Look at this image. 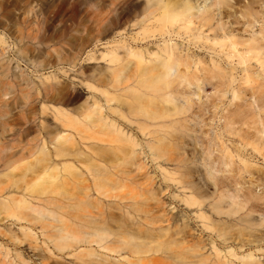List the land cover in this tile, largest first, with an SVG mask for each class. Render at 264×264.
I'll use <instances>...</instances> for the list:
<instances>
[{
	"label": "bare ground",
	"instance_id": "bare-ground-1",
	"mask_svg": "<svg viewBox=\"0 0 264 264\" xmlns=\"http://www.w3.org/2000/svg\"><path fill=\"white\" fill-rule=\"evenodd\" d=\"M258 1L56 4V12L66 10V33L73 29L76 7L88 14L80 47L91 43L92 32L98 34L95 41L105 33L112 37L97 55L85 53L86 60L104 66L81 82L94 96L79 105L53 74L39 76L35 85L8 65L0 67V195L10 187L19 191L0 199V215L38 223L43 237L38 243L30 227L18 234L8 230V240L26 248H15L19 264H264V117L257 112H264L258 104L264 78L247 109L233 104L244 100L235 83L258 80L251 61L264 70V0L255 9ZM5 2L0 0L2 11ZM156 38L154 48L146 46ZM56 43L45 45L44 54L59 60ZM190 47L211 50L217 58L202 60ZM207 82L215 95L201 100ZM227 93L231 99L223 107ZM32 95L43 101L38 115L46 114L54 126H22ZM206 112L218 115L213 138L197 135ZM240 121L245 127L235 129ZM224 133L233 140H224ZM143 159L154 164L158 181L141 172ZM194 168L200 169L198 178ZM172 203L181 208L174 212ZM237 223L263 232L230 239L227 230Z\"/></svg>",
	"mask_w": 264,
	"mask_h": 264
},
{
	"label": "rangeland",
	"instance_id": "rangeland-1",
	"mask_svg": "<svg viewBox=\"0 0 264 264\" xmlns=\"http://www.w3.org/2000/svg\"><path fill=\"white\" fill-rule=\"evenodd\" d=\"M2 1V0H1ZM4 7L6 9L4 11L0 10V37H2L4 43H0V67L9 66V71L11 73H21L27 80H30L33 84L37 85L39 84V76H45L48 74H53L55 76V80L59 83L65 85L72 93L71 96H74L73 105H79L80 103L84 102V100L87 98L89 100L92 99V96H94V93L89 90H86L83 88L82 81L84 80L86 75H89L93 68L95 67H101L104 66V62L102 61H90L86 60L85 53H87L89 50L93 52V54H98L103 47L105 46V41L109 40L112 35L111 34H102L100 37L102 38L100 41H95L97 39L96 32H92L89 34V38L93 39L89 43V41L85 40L83 43L85 44V47H80L81 42L78 39V37L81 34H84L86 26H88L89 23V16L86 13L84 9H81L79 7H76L74 12V24L72 25L73 29L70 31V33H66L64 30L65 27H67V20H66V10L62 9L60 12H56V9L58 6H56L57 3L60 2V0H5ZM245 1V0H244ZM263 1V0H259ZM259 1L254 5L255 9H257V6L259 4ZM8 2V3H7ZM232 2V1H231ZM242 4V1H241ZM58 5V4H57ZM235 15L238 16V12L235 13ZM236 27L239 29L241 28V24L236 25ZM258 24H254L253 29H257ZM81 31V32H80ZM81 33V34H79ZM33 35H36V37L39 40L48 41L43 43L42 45L37 44L36 39H32ZM70 35L73 36L72 40L70 41L69 37ZM117 38V37H115ZM56 41L57 43L53 45V47L60 48L62 52L60 53V59L57 60L54 55H51L50 57H46L44 54L45 50H48L49 47L45 46L48 43L51 44V40ZM172 41H176L178 43L185 44V40L182 38H172ZM159 38L155 39H149L147 41V47L154 48V43H158ZM18 48L20 51H24L25 53L21 55L18 54ZM21 48V49H20ZM24 48V49H22ZM83 51V52H82ZM192 51L194 56L201 58L202 60H209L210 57L213 59L217 58V55L214 54L211 50L208 49H202V48H193L190 47L189 52ZM17 52V53H16ZM90 52V53H91ZM37 54L40 55L39 58L37 57ZM24 55V57L22 56ZM21 56V57H20ZM33 60L35 62V66L32 65L27 60ZM23 58V59H22ZM68 58H73L69 61H67ZM42 60V61H40ZM222 66L225 68L229 67V65L226 64L225 60L221 61ZM232 64L235 65V61L232 62ZM252 65V71L254 75H258V80L256 82H247L242 83L241 81L234 84L236 88H239V93L243 97V101L241 100H233V104H238L240 109L248 108V102L250 101L249 97L252 91H255L257 95L261 93L260 90L257 89V85L259 82L263 81L264 78V70H261V67L255 64L253 61H251ZM17 66V67H16ZM5 69V68H4ZM238 71L233 72V75H237ZM202 86V91L200 92L201 100H204L205 97H209L214 94V86L207 82ZM98 95V94H96ZM196 97H193L195 99ZM231 99V94L227 93L222 98L224 106H227L228 101ZM43 101L40 99V96L36 97L32 95L29 99V104L31 107V113L27 116L25 120L28 121L27 124H22L23 127L27 126L31 129H37L39 127V122L42 121L44 124L47 125V127L54 126V122L45 114V115H38L40 112V106ZM233 104L231 106H228L227 109L229 110V113L233 111ZM259 106H264V100L259 99L258 101ZM45 105H54L59 106V104H56L55 102H45ZM193 111L197 110V107H193ZM262 110V109H261ZM211 111V110H210ZM218 113H220L221 109L216 110ZM257 112L261 115V117H264V112L259 111L257 109ZM218 115L211 114L210 112H206L205 115L201 117L200 124L196 128L197 135L204 136L203 132L209 136V138H213L212 131H218L217 130V117ZM10 119V117H7ZM254 116L252 119L254 120ZM213 119V120H210ZM58 125V124H57ZM249 126H254L252 121H249ZM235 129H241V121L239 124H236ZM226 135H228L226 133ZM229 136V135H228ZM228 136H225L223 139L225 140ZM229 139L232 141L233 137L230 135ZM214 143V140L212 141ZM217 145V142H215ZM229 143V142H226ZM48 149H50V146L48 144ZM189 152V150H188ZM145 163H147L144 170H142V173L149 172L150 175L154 178L155 181L159 180L158 172L155 169L154 164H150V162L147 159H143ZM196 169V172L194 171V176L198 178L197 172L200 171L199 168ZM177 179L179 181H183L185 178L179 176V174L176 175ZM177 191H180L177 189ZM209 192L212 191V189H208ZM19 191L13 190L12 187L3 190L0 195V199L8 196L9 194H16ZM19 194V193H18ZM174 206V212L177 211L179 208H181V205L178 203H172L170 207ZM235 218V217H234ZM233 221V220H231ZM22 227H30L33 228V232L35 233V236L37 238V242L40 243L43 241V237L40 235L39 231V224H30L26 223L24 221H15L13 218H4L2 215H0V230L5 232V234H0V246L3 250H8V255L6 259H3L2 254L3 250L0 253V264H19L18 260L14 256L15 248L18 250L23 247V249H26L24 246V243L20 244L19 246L13 245L9 240L7 236L8 230H11L15 234H18ZM264 230V228H262ZM261 230H255L251 229L249 227L242 228L239 223L235 225H231L228 230V236L230 239H237V238H247L251 239L252 235L260 234ZM260 254V253H259ZM30 255V254H29ZM261 258L263 254H260ZM65 261H69V257L64 256ZM236 261L234 260V263Z\"/></svg>",
	"mask_w": 264,
	"mask_h": 264
}]
</instances>
